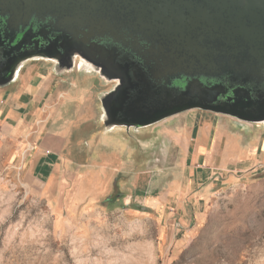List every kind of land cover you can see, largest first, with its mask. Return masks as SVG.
Returning <instances> with one entry per match:
<instances>
[{"label": "rangeland", "instance_id": "obj_1", "mask_svg": "<svg viewBox=\"0 0 264 264\" xmlns=\"http://www.w3.org/2000/svg\"><path fill=\"white\" fill-rule=\"evenodd\" d=\"M82 61L0 86V264H264V125L108 127L114 79Z\"/></svg>", "mask_w": 264, "mask_h": 264}, {"label": "water", "instance_id": "obj_2", "mask_svg": "<svg viewBox=\"0 0 264 264\" xmlns=\"http://www.w3.org/2000/svg\"><path fill=\"white\" fill-rule=\"evenodd\" d=\"M0 13L11 42L32 18L49 19L47 26L62 36L61 49L49 58L72 68L79 54L102 76L122 82L102 99L108 127L132 124L116 117L126 114L123 103L133 87L135 64L122 60L109 42L131 48L154 77L193 78L187 84L193 91L212 85L201 82L202 76H228L240 90L264 83V0H0ZM24 63L5 77L0 71V86L16 81ZM192 106L175 108L147 124ZM258 120L264 121V114Z\"/></svg>", "mask_w": 264, "mask_h": 264}, {"label": "flooded vegetation", "instance_id": "obj_3", "mask_svg": "<svg viewBox=\"0 0 264 264\" xmlns=\"http://www.w3.org/2000/svg\"><path fill=\"white\" fill-rule=\"evenodd\" d=\"M49 21V19L32 18L27 26H21V31L16 34V40L11 42L9 36L11 32L5 26V17L0 13V71L2 77L7 76L16 66L37 58L52 60L55 67H60L61 70L78 68L82 72L86 71L83 66L80 67L84 58L79 54L74 57L75 65L72 68L64 66L58 60L59 58H49V55H52L57 49V51L61 49L58 40L62 37L52 31L51 26H47ZM109 44L118 48L122 60H130L135 63L131 70L133 87L128 91L123 103L126 114L121 113L116 117L118 120L125 119L132 124L116 123L113 128L119 127L126 130L145 128L165 119L147 124L154 117L187 105H194L189 109L197 108L264 125L263 120H258L264 114L262 107L264 104V83L254 82L246 89L240 90L228 76H202L201 82H212V85L205 90L193 91L187 87L188 81H192L193 78L187 76L175 79L154 77L131 48L114 42H109ZM220 83L225 86H219ZM121 85L120 80H112V87L104 98L106 99L112 91L117 90ZM102 107L106 119L108 115L103 102Z\"/></svg>", "mask_w": 264, "mask_h": 264}, {"label": "bare ground", "instance_id": "obj_4", "mask_svg": "<svg viewBox=\"0 0 264 264\" xmlns=\"http://www.w3.org/2000/svg\"><path fill=\"white\" fill-rule=\"evenodd\" d=\"M91 64V63H90ZM92 65V64H91ZM130 151V150H129ZM131 152V151H130ZM260 158V157H259ZM199 160V159H198ZM193 173V172H192Z\"/></svg>", "mask_w": 264, "mask_h": 264}, {"label": "crops", "instance_id": "obj_5", "mask_svg": "<svg viewBox=\"0 0 264 264\" xmlns=\"http://www.w3.org/2000/svg\"><path fill=\"white\" fill-rule=\"evenodd\" d=\"M208 159H209V155H207Z\"/></svg>", "mask_w": 264, "mask_h": 264}, {"label": "trees", "instance_id": "obj_6", "mask_svg": "<svg viewBox=\"0 0 264 264\" xmlns=\"http://www.w3.org/2000/svg\"><path fill=\"white\" fill-rule=\"evenodd\" d=\"M109 200H111V199H109Z\"/></svg>", "mask_w": 264, "mask_h": 264}]
</instances>
